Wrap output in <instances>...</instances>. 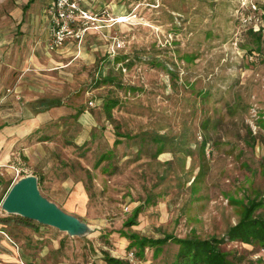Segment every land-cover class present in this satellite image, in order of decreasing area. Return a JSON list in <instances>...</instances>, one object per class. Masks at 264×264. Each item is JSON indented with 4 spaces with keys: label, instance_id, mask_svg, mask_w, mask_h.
Segmentation results:
<instances>
[{
    "label": "rangeland",
    "instance_id": "374dc122",
    "mask_svg": "<svg viewBox=\"0 0 264 264\" xmlns=\"http://www.w3.org/2000/svg\"><path fill=\"white\" fill-rule=\"evenodd\" d=\"M75 1L96 20L74 25L86 26L82 38L56 50L48 20L42 52L59 57L56 70L13 72L3 87L28 83L26 93L63 111L36 133L46 172L17 156L0 174V264H106L130 252L137 264L173 263L174 242L139 252L130 235L215 238L234 264H264V247L226 237L252 202L264 218V0ZM13 21L0 22V49ZM31 172L40 194L89 231L69 236L1 210ZM69 183L82 185L84 203L69 206Z\"/></svg>",
    "mask_w": 264,
    "mask_h": 264
},
{
    "label": "crops",
    "instance_id": "0c3cea01",
    "mask_svg": "<svg viewBox=\"0 0 264 264\" xmlns=\"http://www.w3.org/2000/svg\"><path fill=\"white\" fill-rule=\"evenodd\" d=\"M49 4H51L49 0H0V5L7 10V15L0 16V22L4 18L14 20L13 29L10 31L12 35L7 41L8 46L0 49V174L2 171L9 172L8 170L14 167L10 161L17 156L23 159L28 158L33 170L46 172L45 170L48 169L46 166L42 168L39 163V161H44L46 152L42 151L41 146L46 142L39 141L36 133L46 124L56 123L63 111L61 104L59 101L44 99L45 97L37 96L32 92L26 93L25 89H29L28 83H23L18 90L11 89L10 92H5L3 87L13 72L33 70L38 67L56 70V64L61 63L57 61L59 57L42 52V45L46 38V33L43 32L48 20L51 19L48 11ZM88 5L90 6L87 4L86 7ZM8 21L6 25H9ZM33 23L36 24L38 33L30 32V25ZM37 34L41 35L37 36ZM15 39L16 44L20 43V45L11 44L9 46ZM20 92L23 101L19 103ZM31 106L34 109L33 113H30L28 109ZM103 107L106 108L107 105L104 104ZM65 109L68 114H72L71 108ZM77 122L80 128L86 131L92 127L93 117L90 112L84 110L77 117ZM31 173L36 175L35 172ZM69 185V206L84 203L87 197L82 185L74 187L71 183ZM63 211L70 212L67 209Z\"/></svg>",
    "mask_w": 264,
    "mask_h": 264
},
{
    "label": "trees",
    "instance_id": "16d2710c",
    "mask_svg": "<svg viewBox=\"0 0 264 264\" xmlns=\"http://www.w3.org/2000/svg\"><path fill=\"white\" fill-rule=\"evenodd\" d=\"M39 183L40 179L38 180ZM256 207V203L252 202L237 224L228 229L226 234L228 241H239L247 245L264 247V218L254 217L252 212ZM135 216L136 213L133 218ZM133 218L125 223L126 226L135 224ZM127 239L130 240L129 246L134 244L139 248V252L146 244L156 247L158 250L167 242H174L178 246V251L172 264H234L227 259V253L219 247L223 240L215 238L201 240L195 237L178 238L165 235L162 239L152 240L130 235ZM103 260L106 264H129L128 261L116 259L109 255H106Z\"/></svg>",
    "mask_w": 264,
    "mask_h": 264
},
{
    "label": "water",
    "instance_id": "95a60500",
    "mask_svg": "<svg viewBox=\"0 0 264 264\" xmlns=\"http://www.w3.org/2000/svg\"><path fill=\"white\" fill-rule=\"evenodd\" d=\"M1 210L53 227L69 236H81L89 231L85 224L40 194L35 175L22 177L11 186L1 203Z\"/></svg>",
    "mask_w": 264,
    "mask_h": 264
},
{
    "label": "built area",
    "instance_id": "2783aa9c",
    "mask_svg": "<svg viewBox=\"0 0 264 264\" xmlns=\"http://www.w3.org/2000/svg\"><path fill=\"white\" fill-rule=\"evenodd\" d=\"M52 20V38L49 43V50H56L61 47L69 38L81 39L87 30L86 26L75 31L74 25L82 23L86 25L96 20L89 12L82 10L75 0H54L49 8ZM118 48V46H117ZM129 264H137L134 253L127 255Z\"/></svg>",
    "mask_w": 264,
    "mask_h": 264
},
{
    "label": "bare ground",
    "instance_id": "6f19581e",
    "mask_svg": "<svg viewBox=\"0 0 264 264\" xmlns=\"http://www.w3.org/2000/svg\"><path fill=\"white\" fill-rule=\"evenodd\" d=\"M124 21H125L124 18H120V19L118 20V23H122V22H124Z\"/></svg>",
    "mask_w": 264,
    "mask_h": 264
}]
</instances>
